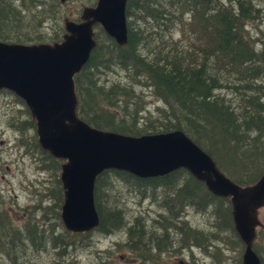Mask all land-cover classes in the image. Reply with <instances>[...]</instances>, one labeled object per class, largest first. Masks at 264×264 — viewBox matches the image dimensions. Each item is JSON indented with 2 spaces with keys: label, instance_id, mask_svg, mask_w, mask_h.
Segmentation results:
<instances>
[{
  "label": "trees",
  "instance_id": "trees-1",
  "mask_svg": "<svg viewBox=\"0 0 264 264\" xmlns=\"http://www.w3.org/2000/svg\"><path fill=\"white\" fill-rule=\"evenodd\" d=\"M262 2L264 0H127V44L117 45L97 25V45L74 76L78 115L93 127L126 135L182 130L233 181L240 185L255 183L264 171V47H261L264 41L248 24L262 18ZM62 5L59 0H0V40L60 41L64 26L56 19L61 20ZM169 20L170 24L159 33L161 25ZM50 21H54L57 29L48 36L45 25L54 28ZM141 23L151 28L145 31ZM150 38L158 44L153 45ZM115 66L122 69L125 76L113 81L103 79V73L112 71ZM151 98L153 104L149 105ZM16 100L24 103L18 96ZM34 125L32 120L30 126ZM33 139L35 147L33 143L32 147L37 155L32 158L39 157L37 166L43 161L44 167L54 173L53 184L47 192L53 193L55 202L47 207L51 210L55 207V222L60 223L63 188L59 175L63 160L53 157L39 146L35 137ZM256 159L258 163L253 164ZM114 184L124 185L127 191L140 197L139 201L149 199L158 210L157 218L150 221L159 229L150 233L149 239L141 232L146 215L133 216L124 245L116 244L132 254L124 264H152L147 259L149 255L165 246L172 248L163 220L173 218L166 215L167 211L179 218L177 214L186 204L207 214L215 211L218 222L211 224L208 231L185 228L184 244L197 245L204 251L216 249V257L220 258L222 254L213 244L222 233L228 232L232 236L228 241L233 244L231 247L239 249L240 253L244 250L234 229L230 199L212 194L184 168L152 178H140L117 169L103 171L95 181L94 202L99 214L95 231L110 234L126 227L122 211L128 208L121 203L122 197L116 194ZM162 189L164 195L159 196ZM45 195L48 194L44 192ZM31 208L34 214L41 205ZM9 227H12L11 218L2 205L0 230L7 231ZM17 231L24 230L17 227ZM45 231L44 247L47 243L55 248L56 235L48 233L45 238ZM90 233L66 230L57 235L61 250L56 253L65 256L70 254V247L73 250L86 247L84 241L89 239ZM137 237L143 239L136 240ZM29 244L21 233L15 246L25 250ZM31 244V248L37 250L36 243ZM0 250L8 258L14 254ZM69 259L63 263L53 261V264H71L74 260ZM239 259L242 264V255ZM96 264H113V261L101 260ZM154 264L180 263H168L159 257ZM188 264L197 262L191 259Z\"/></svg>",
  "mask_w": 264,
  "mask_h": 264
},
{
  "label": "water",
  "instance_id": "water-1",
  "mask_svg": "<svg viewBox=\"0 0 264 264\" xmlns=\"http://www.w3.org/2000/svg\"><path fill=\"white\" fill-rule=\"evenodd\" d=\"M126 3L96 0L95 5L83 7L80 21L64 20L65 33L59 42L0 41V89L25 102L40 147L63 160L60 216L64 227L81 233L98 226L94 189L105 170L152 178L184 168L215 196L230 198L234 229L244 244L242 264H260L253 241L258 210L264 206V171L255 183L240 185L182 130L126 135L93 127L78 115L74 76L97 45L94 26L99 24L117 45H126Z\"/></svg>",
  "mask_w": 264,
  "mask_h": 264
},
{
  "label": "rangeland",
  "instance_id": "rangeland-1",
  "mask_svg": "<svg viewBox=\"0 0 264 264\" xmlns=\"http://www.w3.org/2000/svg\"><path fill=\"white\" fill-rule=\"evenodd\" d=\"M95 2L96 0H69L62 5V11L60 13L61 20H56L63 27V19L65 17L77 20L80 17L83 7L94 5ZM261 7H263L262 18L250 22L248 27L251 28L252 32H257L258 36L262 37L264 41V5H261ZM52 22L54 23V21H50L49 24ZM169 24L170 20L165 25H161V28L158 30L159 33H162ZM52 26L54 28L45 25L48 36H51V33L57 29L55 23ZM98 28L95 26V31ZM143 28L147 31L151 27L149 24H143ZM151 41L153 45L158 44L154 39H151ZM261 47H264V42L261 43ZM124 76L122 69L115 66L112 71L103 73L102 78L113 81ZM149 100H151L148 101L150 102L149 105L153 104L152 98ZM26 107L25 103L16 100V95L13 92L0 91V208L3 205L8 210L11 218V226L13 227H9L7 231L5 229L0 230V249H4L6 253H14H11L10 258H8L0 250V264H8V262L10 264L11 261H14L15 264H53V261L63 263L64 261L70 260L69 258L74 260L71 264H96L101 260H112L113 264H124L129 260V257H132V254L124 246L118 247L116 244L120 243L124 245L127 239L126 230L131 225L133 216H135L134 218L139 216L141 218L142 214L146 215V217L143 215L145 219L141 228V232L146 234V239L151 235L150 233H156L158 227H155L152 221H150L157 218L158 210L156 205L154 206L150 203L149 199L145 198L139 201L140 197L127 191L125 187H122L124 185L114 184L115 186L117 185L114 188L116 194L122 197V200L120 199L121 203L125 204V207L128 208L126 212L121 210L127 221L126 227L110 234H102L92 230L89 239L84 241L87 242L86 247L78 248L77 250H73L70 247L68 248L69 255H58L56 252L59 249L61 250V243L57 240V235L64 233L67 229L64 227L61 218L60 223L55 222L56 219L53 214L55 207H52V210L47 207L48 205L53 206L55 202L52 197L53 193L47 192L48 188L53 184L54 173L52 170H47L44 167L45 163L43 161L39 163V165L42 164L41 166H37L39 157L32 158V156L37 155L33 148L35 147L33 139L35 128L30 126L33 119ZM19 139L20 141H26V145L23 142L18 143ZM257 163L258 160L256 159L253 164ZM251 164L248 165L250 166ZM238 170L241 171L242 169L239 168ZM193 189L195 190L196 187ZM44 192L48 195L44 196ZM158 194L159 196H163L164 189L160 190ZM35 204L41 205V209L36 210L32 214L31 206ZM169 214L173 218L168 219L166 217L163 221L166 224L168 236L169 238L171 237L170 241L173 246L170 249H166L167 246H165L163 250L161 249L162 252L152 251L154 253L147 258L152 264L157 262L159 257L165 262L173 260V263L183 262L188 264L193 259L197 264H237V262L239 264V258L243 251L240 253L239 249H233L231 247L233 244H229L228 241L229 237L232 236L228 232L222 233L219 236V241H215L213 244L219 248V252L222 254L220 258L216 257L214 252L218 251L216 249H206V253L197 245L184 244L187 236V231L183 233L185 228L194 227L200 228L203 231L210 230L211 224L218 222L215 211H213V214H207L202 210L197 211L191 204H186L184 210L180 213L178 212L177 215L180 216L179 218H175L173 212L167 211L166 215L169 216ZM30 216L32 217L30 218ZM259 220L262 226H264V207L260 210ZM17 227L22 228L24 231H17ZM44 230H46L45 238L49 235L48 233L56 235L55 248H52V244L47 245V243L46 247H44ZM159 232L160 230L157 231V233ZM21 233L25 235V238L30 244L32 243L31 245L36 243L37 250L33 247L31 248L30 244L26 246L25 250L19 246H15L19 242ZM138 239L143 238L137 237L136 240ZM180 244H183V246Z\"/></svg>",
  "mask_w": 264,
  "mask_h": 264
},
{
  "label": "flooded vegetation",
  "instance_id": "flooded-vegetation-1",
  "mask_svg": "<svg viewBox=\"0 0 264 264\" xmlns=\"http://www.w3.org/2000/svg\"><path fill=\"white\" fill-rule=\"evenodd\" d=\"M34 128H35V134L33 135V138L35 137L36 141L38 142V137L36 134V123L34 125ZM18 143H21L20 139L18 140ZM26 143H27L26 141L25 142L23 141V144L26 145ZM35 205L37 207H40L39 204H35ZM260 210H261V208L258 210V219H259V215H260ZM253 249L259 257L260 264H264V226H262V223L260 220H259V224L256 226V237L253 241ZM172 261L173 260H168V263L169 262L173 263ZM241 261H242V259H241ZM178 263H180V262H178ZM182 263H180V264H182Z\"/></svg>",
  "mask_w": 264,
  "mask_h": 264
},
{
  "label": "bare ground",
  "instance_id": "bare-ground-1",
  "mask_svg": "<svg viewBox=\"0 0 264 264\" xmlns=\"http://www.w3.org/2000/svg\"><path fill=\"white\" fill-rule=\"evenodd\" d=\"M126 5H127V3H126ZM0 41H2V40H0ZM3 42H6V41H3ZM8 43H18V42H8ZM23 44H28V43H23ZM194 142V141H193ZM198 145V144H197ZM199 146V145H198ZM200 147V146H199ZM201 148V147H200ZM221 170V169H220ZM226 176H227V174L223 171V170H221ZM230 199V198H229ZM97 214H98V212H97ZM98 217H99V214H98ZM171 217V216H170ZM171 221V220H170ZM168 225V224H167ZM171 228V227H170ZM179 229V228H178ZM171 238V237H170ZM176 242V241H175ZM181 242H183V241H181ZM161 251V250H160ZM151 257V256H150ZM25 261V260H24Z\"/></svg>",
  "mask_w": 264,
  "mask_h": 264
}]
</instances>
